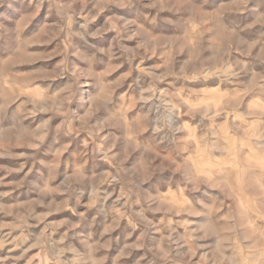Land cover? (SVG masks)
<instances>
[{"label": "clouds", "instance_id": "1", "mask_svg": "<svg viewBox=\"0 0 264 264\" xmlns=\"http://www.w3.org/2000/svg\"><path fill=\"white\" fill-rule=\"evenodd\" d=\"M0 264H264V0H0Z\"/></svg>", "mask_w": 264, "mask_h": 264}, {"label": "rangeland", "instance_id": "2", "mask_svg": "<svg viewBox=\"0 0 264 264\" xmlns=\"http://www.w3.org/2000/svg\"><path fill=\"white\" fill-rule=\"evenodd\" d=\"M44 63H49V62H48V61H46V62H44ZM5 162H7V163H9V164H12V163H14V161H13V160L5 161ZM8 179H12V177H9Z\"/></svg>", "mask_w": 264, "mask_h": 264}]
</instances>
